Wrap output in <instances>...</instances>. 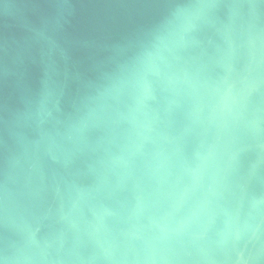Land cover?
Masks as SVG:
<instances>
[{"label": "water", "instance_id": "1", "mask_svg": "<svg viewBox=\"0 0 264 264\" xmlns=\"http://www.w3.org/2000/svg\"><path fill=\"white\" fill-rule=\"evenodd\" d=\"M0 264H264V0H0Z\"/></svg>", "mask_w": 264, "mask_h": 264}]
</instances>
